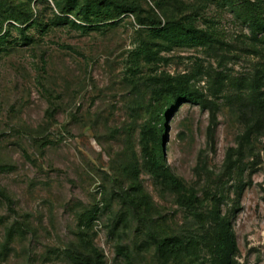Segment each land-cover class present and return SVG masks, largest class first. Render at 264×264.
I'll return each instance as SVG.
<instances>
[{
	"label": "rangeland",
	"instance_id": "374dc122",
	"mask_svg": "<svg viewBox=\"0 0 264 264\" xmlns=\"http://www.w3.org/2000/svg\"><path fill=\"white\" fill-rule=\"evenodd\" d=\"M241 1L0 0V264H264Z\"/></svg>",
	"mask_w": 264,
	"mask_h": 264
},
{
	"label": "trees",
	"instance_id": "16d2710c",
	"mask_svg": "<svg viewBox=\"0 0 264 264\" xmlns=\"http://www.w3.org/2000/svg\"><path fill=\"white\" fill-rule=\"evenodd\" d=\"M234 14L237 19L243 20L250 30H255L259 27L264 28V15L256 5H251L247 1H241L234 8ZM160 144V140L158 139ZM150 172L157 176H165L168 173L166 165H159L155 160L150 163ZM173 184L174 182L171 181ZM225 241L222 239L218 244L219 253L224 252Z\"/></svg>",
	"mask_w": 264,
	"mask_h": 264
}]
</instances>
